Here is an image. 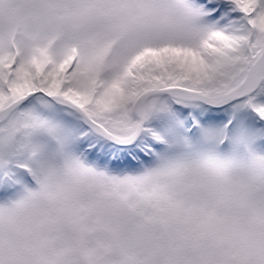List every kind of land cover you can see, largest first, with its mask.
<instances>
[{"label":"snow or ice","instance_id":"snow-or-ice-1","mask_svg":"<svg viewBox=\"0 0 264 264\" xmlns=\"http://www.w3.org/2000/svg\"><path fill=\"white\" fill-rule=\"evenodd\" d=\"M0 264H264V0H0Z\"/></svg>","mask_w":264,"mask_h":264}]
</instances>
